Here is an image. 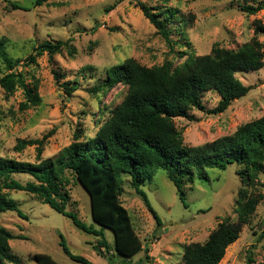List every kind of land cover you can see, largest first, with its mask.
I'll return each instance as SVG.
<instances>
[{
  "label": "rangeland",
  "instance_id": "obj_1",
  "mask_svg": "<svg viewBox=\"0 0 264 264\" xmlns=\"http://www.w3.org/2000/svg\"><path fill=\"white\" fill-rule=\"evenodd\" d=\"M33 1L0 0V36L8 39L9 56L24 59L34 46L45 40L68 41L74 54L70 56L64 49L50 57L44 52L35 64L23 68L26 82L31 85L36 81L41 97V104L36 107L20 111L19 103L24 100L22 90L6 98L0 87V156L28 162L36 160L35 147L16 152L13 147L18 139L41 138L53 130L41 154L46 159L55 157L72 142L80 124L86 128L85 137L94 134V120L99 118L102 101L108 104L112 99L109 106H114L125 92L123 85L118 84L101 99L91 94L90 89L105 78L106 68L128 57L152 66L162 63L169 55L167 44L143 15L140 3L151 7L152 12L164 5L177 8L187 35L183 41H189L197 55L209 53L214 43L225 48L238 47L255 35L256 20L264 27V8L255 14L240 10L242 5L264 6V0H48L35 7ZM176 36L173 32L172 37ZM257 38L263 43L264 55V33L257 34ZM53 71H57L58 79ZM0 73H4L1 60ZM237 77L251 89L244 97L234 100L226 111L208 115L192 110L189 119H175L185 144L211 142L264 114V66L257 71L239 73ZM64 83L75 85L76 89L68 94ZM218 99L214 91L201 95L207 109L214 107ZM240 169L233 162L224 170L209 169L206 180L184 179L187 206L180 202L166 172L157 169L142 188L159 215L160 224L134 192L128 176L124 177L120 201L130 213L145 248L131 258L113 255L114 236L108 228L104 229V236L110 250H103L107 252L105 256L98 255L95 247L99 237L81 231L69 218L23 191H9V195L26 218L14 211L0 212V226L15 236L26 237L9 242L21 259L20 264H36L32 258L35 253L49 254L60 264H78L62 251L59 233L72 253L85 256L92 264H180L186 244L203 242L217 223L225 217L235 218L233 206L241 185ZM16 178L22 183L32 180L28 175H16ZM68 178L66 209L75 212L87 225L98 228L91 217L87 191L71 176ZM259 181L264 196V169L259 173ZM263 227L264 197L243 224L238 238L226 248L219 264H262L264 238L259 239V233Z\"/></svg>",
  "mask_w": 264,
  "mask_h": 264
},
{
  "label": "trees",
  "instance_id": "obj_2",
  "mask_svg": "<svg viewBox=\"0 0 264 264\" xmlns=\"http://www.w3.org/2000/svg\"><path fill=\"white\" fill-rule=\"evenodd\" d=\"M47 1L34 0L32 6ZM12 6L18 8L16 3ZM263 8V5H242L240 10L255 14ZM140 9L167 44L169 55L162 63L152 66L128 57L106 68L105 78L90 92L101 99L121 84L125 92L120 102L109 106L112 99L108 104L102 101L99 118L94 120V134L85 137L86 128L80 124L73 133L72 142L55 157L41 158L53 130L41 138L18 139L13 149L21 152L28 146H34L36 160L28 162L0 156V212L14 211L26 218L9 191L32 194L69 218L81 231L99 237L95 247L98 255L105 256L107 252L103 250H110L104 236V229L108 228L114 236L113 255L131 258L145 248L136 234L130 213L120 201L124 177L128 176L130 186L160 224L161 219L142 188L157 169L166 172L180 202L187 206L184 179L191 182L206 180L209 169L224 170L228 164L236 162L241 166V185L234 199L235 218L225 217L203 242L186 244L180 263L219 264L226 248L238 238L243 224L249 221L259 200L264 197L259 189L262 186L259 173L264 169V114L240 124L231 134L195 146L183 142L182 131L176 127L175 119H189L192 110L208 115L223 113L234 100L249 92L251 86L243 84L237 75L257 71L264 66L263 43L257 38V34L264 33V27L256 20L255 35L238 47L225 48L214 43L209 53L197 55L190 42L183 41L187 35L177 8L164 5L152 12L151 7L140 3ZM173 32L176 37H172ZM7 44L8 39L0 36V60L4 67V73H0V87L4 96L8 98L21 89L24 100L19 103V110L36 107L41 104L37 84L35 80L31 85L26 82L23 68L35 64L44 52L52 57L65 49L72 56L74 48L68 41L45 40L34 46L24 59H14L8 54ZM19 66L22 69L19 70ZM53 75L58 79L57 71H53ZM63 88L71 94L76 86L64 83ZM207 91H214L219 96L216 105L210 109L201 101V95ZM16 175H28L32 180L22 183ZM68 176L87 191L91 217L98 228L87 225L75 212L66 209ZM58 236L62 251L71 260L78 264H92L85 256L72 253L62 234ZM16 238L26 237L15 236L0 226V264L21 263L9 243ZM262 238L264 227L259 233V239ZM32 258L36 264H60L46 253H35Z\"/></svg>",
  "mask_w": 264,
  "mask_h": 264
}]
</instances>
